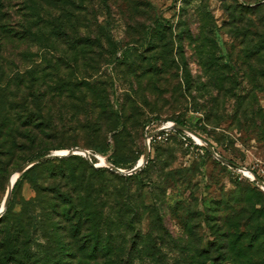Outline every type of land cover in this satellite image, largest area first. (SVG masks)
<instances>
[{
	"label": "rangeland",
	"instance_id": "rangeland-1",
	"mask_svg": "<svg viewBox=\"0 0 264 264\" xmlns=\"http://www.w3.org/2000/svg\"><path fill=\"white\" fill-rule=\"evenodd\" d=\"M261 1L0 0V209L43 153L89 150L124 171L109 187L58 161L39 191L22 180L0 257L15 225L12 264H264V187L244 173L264 181ZM148 137L146 170L124 179ZM71 169L92 202L113 204L112 258L89 256L91 223L44 197L56 185L76 197Z\"/></svg>",
	"mask_w": 264,
	"mask_h": 264
},
{
	"label": "trees",
	"instance_id": "trees-1",
	"mask_svg": "<svg viewBox=\"0 0 264 264\" xmlns=\"http://www.w3.org/2000/svg\"><path fill=\"white\" fill-rule=\"evenodd\" d=\"M259 5H261L264 9V0L259 2ZM245 9L247 8L248 10L253 9L255 5H242ZM167 21H156V26L157 27H162L166 25ZM250 32V31H248ZM258 42H257V48L259 49L258 51L262 53V56H264V30L263 33H258ZM184 84L185 86H190L192 84V78L188 73L185 75L184 78ZM183 122H180V125ZM47 155V153L40 154L35 158H40ZM73 161V160H79L81 161V173L82 175L85 174L87 169L92 170V173H97L100 174L106 181V185L111 187L110 180H112L113 177H118L120 176L119 174L115 173L113 170H109L108 168H100V167H94L91 165L87 160H85L81 155L78 154H73L69 155L67 158H54V159H49V160H44L40 161L39 163L33 165L31 168L26 170L16 181L13 190L18 188L22 182V180L26 179L28 180L34 188L39 191L40 189V179L45 177L47 171H55L53 168L55 167L56 162L58 161ZM95 161V160H94ZM118 163V162H117ZM120 166V165H118ZM134 165H131L129 169H132ZM147 168V165L144 166V168L137 172L136 174L128 175L124 179H132L135 175H139L142 172H144ZM60 171L64 172L65 170L60 168ZM53 173V172H52ZM76 172L74 169L70 170V177H73L77 183L78 186L76 187V197L73 198L72 194L70 192H66L62 190L58 185L54 188V196H44L48 199V203L50 200H55V202L49 203L50 206H52V209L56 211L57 213H60L66 217H77L80 216V218H84V220L87 223H91L94 231H95V236L93 234H90L89 241L87 243L91 245H96V249L94 251H91L87 253L89 256H95L97 255L98 257L100 256H108L109 258H112V250H111V244H112V235L114 234L115 231V221H112L109 215H107L106 209L111 208L112 205L110 204L109 206L104 205V204H99L97 201H91V193L88 191V189L91 186H84L82 183V179L79 180L80 177L76 176ZM254 183H256L254 181ZM107 186L108 191H110V188ZM85 189V191H84ZM93 190V187H91ZM87 190V191H86ZM94 192V194H99L98 190L91 191ZM108 197V193L104 194ZM58 195V197H57ZM86 195V196H84ZM57 197V198H56ZM75 198L80 199V203L75 202ZM58 199V200H56ZM60 200V201H59ZM10 201L5 215H3L0 218V223H8L11 221V223H14V217H13V204ZM48 205V204H47ZM46 205V206H47ZM19 231V229H17ZM16 226H11V225H6L5 226V252L4 254L0 257V264H12V258L16 257Z\"/></svg>",
	"mask_w": 264,
	"mask_h": 264
},
{
	"label": "water",
	"instance_id": "water-1",
	"mask_svg": "<svg viewBox=\"0 0 264 264\" xmlns=\"http://www.w3.org/2000/svg\"><path fill=\"white\" fill-rule=\"evenodd\" d=\"M174 127H177V124L175 123L174 124ZM208 148H210L212 150V152L220 157V155L216 152L215 148L212 147L210 144L208 143H205ZM80 153H83L85 155H87L89 158H90V161L94 164V162L92 161V158L90 156V151L89 150H81L79 148H76V149H72V150H69V151H63V152H59V151H55L51 154H48V155H45L43 157H40V158H35L31 161H28L26 162L25 164H23L19 170H18V177L15 179V181L13 183H9V189L7 191V194H6V197L2 203V207L0 209V215L6 210V208L8 207V204H9V200H10V196H11V192H12V189L17 181V179L20 177L21 174H23L26 170H28L29 168H31L33 165L39 163L40 161H44V160H49V159H54V158H57V157H63V156H68L70 154H80ZM149 154H150V137H148L146 139V148H145V151H144V154H143V157H142V160L141 162H138L132 169L130 170H127V174H134L136 172H138L139 170H141L143 168V166L145 165V163H147L148 161V158H149ZM94 166L96 167H101L102 165H96L94 164ZM109 167H112L111 170L113 171H116L117 173H123L124 171L118 167H115V166H109ZM254 181H256L258 184H260L261 186L264 187V181L259 177V176H256L254 177Z\"/></svg>",
	"mask_w": 264,
	"mask_h": 264
},
{
	"label": "built area",
	"instance_id": "built-area-1",
	"mask_svg": "<svg viewBox=\"0 0 264 264\" xmlns=\"http://www.w3.org/2000/svg\"><path fill=\"white\" fill-rule=\"evenodd\" d=\"M172 127H174V124L171 125ZM262 172L264 173V168L262 169ZM249 178H251L253 181H254V177H255V174L252 173V172H244Z\"/></svg>",
	"mask_w": 264,
	"mask_h": 264
},
{
	"label": "bare ground",
	"instance_id": "bare-ground-1",
	"mask_svg": "<svg viewBox=\"0 0 264 264\" xmlns=\"http://www.w3.org/2000/svg\"><path fill=\"white\" fill-rule=\"evenodd\" d=\"M142 158L140 159L139 162H141ZM18 172L13 176V178L11 179V183H13L15 181V179L18 177Z\"/></svg>",
	"mask_w": 264,
	"mask_h": 264
}]
</instances>
